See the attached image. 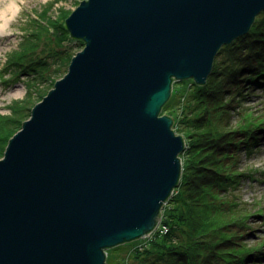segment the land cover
<instances>
[{"label":"water","instance_id":"water-1","mask_svg":"<svg viewBox=\"0 0 264 264\" xmlns=\"http://www.w3.org/2000/svg\"><path fill=\"white\" fill-rule=\"evenodd\" d=\"M264 0H81L84 42L0 156V264H107L156 228L186 139L162 114L175 81L204 84Z\"/></svg>","mask_w":264,"mask_h":264},{"label":"trees","instance_id":"trees-1","mask_svg":"<svg viewBox=\"0 0 264 264\" xmlns=\"http://www.w3.org/2000/svg\"><path fill=\"white\" fill-rule=\"evenodd\" d=\"M57 25L61 36H69L65 22ZM40 34L39 30L26 38L14 60L20 65L9 77L18 81L24 73L30 85H34L31 79L47 81L45 87L30 91L37 94V102L61 77L60 66L52 68L54 77L44 73L50 67L48 57L56 55L62 64L70 63L75 54H59L51 48L48 55L40 56ZM64 71L63 75L68 69ZM180 83L174 82L161 111L173 117L174 130L186 139L179 184L161 213L168 230L151 233L128 256L113 254L121 244L109 248L107 264H263L264 240L250 243L255 236L250 222L263 214L250 210L236 190L242 180L257 179L255 170L243 168L241 161L255 153L264 139V115H256L247 105L253 89L264 93V10L248 33L220 48L204 84L194 79ZM37 102L18 100L12 114H0V156Z\"/></svg>","mask_w":264,"mask_h":264},{"label":"rangeland","instance_id":"rangeland-1","mask_svg":"<svg viewBox=\"0 0 264 264\" xmlns=\"http://www.w3.org/2000/svg\"><path fill=\"white\" fill-rule=\"evenodd\" d=\"M9 0H4L2 5ZM20 9L15 17L11 20L6 28V33L0 34V114H12L14 107L18 106L17 101H24L25 104H34L37 102V94L31 93V89L36 90L38 87H45L48 82L31 79L34 85L28 82V76L24 73L21 75V80L14 81L9 77L17 71L19 63L14 60L18 58V53L22 49V45L26 38L33 37L40 30L41 36L37 47V53L40 56L48 55L52 49H57L59 54H64L65 51L77 53L83 49L84 44L73 38L70 33L65 38L60 35L59 23L65 22L66 16L77 6L81 0H18ZM53 18V19H52ZM56 22L51 23L50 20ZM42 26H46V29ZM57 35V36H56ZM60 35V36H59ZM64 36V37H63ZM62 37V38H60ZM10 60H9V58ZM13 59V60H12ZM50 67L44 71L46 75L52 74V68L60 66L61 77L64 76V70L68 69V61L61 64V60L56 55L48 57ZM24 62V61H23ZM22 62V63H23ZM25 62L23 63V65ZM22 68V67H21ZM12 70L8 73V70ZM7 71V72H6ZM7 73L4 78L2 75ZM59 77V78H61ZM58 78V79H59ZM193 78L185 79L188 83ZM184 81V80H182ZM182 81H179V83ZM178 83V82H176ZM180 83V84H181ZM253 96L248 106L254 108L256 115H264V93L261 89H253ZM243 168H252L255 170L256 180H242L236 192L241 197V200L249 203L248 208L253 212H260L263 216L252 218L250 226L254 229L255 236L250 240V243L256 244L264 240V139L259 149L250 155L242 157L241 161ZM163 210V209H162ZM162 212V211H161ZM148 237L139 238L131 242H125L119 246V249L114 250L113 254L119 256H128L129 251L140 241H147ZM113 252V251H112ZM111 252V253H112ZM131 263L134 260L129 257ZM264 264V262H263Z\"/></svg>","mask_w":264,"mask_h":264},{"label":"bare ground","instance_id":"bare-ground-1","mask_svg":"<svg viewBox=\"0 0 264 264\" xmlns=\"http://www.w3.org/2000/svg\"><path fill=\"white\" fill-rule=\"evenodd\" d=\"M3 1L4 0H0V34L6 33L7 26L20 9L18 0H9L2 5L1 2Z\"/></svg>","mask_w":264,"mask_h":264},{"label":"built area","instance_id":"built-area-1","mask_svg":"<svg viewBox=\"0 0 264 264\" xmlns=\"http://www.w3.org/2000/svg\"><path fill=\"white\" fill-rule=\"evenodd\" d=\"M157 230L160 231V232H166L168 230V228H167V226L165 224H162L161 223V220H160V222L158 223V225L156 226V228L151 233H153V232H155ZM141 246H142V244H141Z\"/></svg>","mask_w":264,"mask_h":264}]
</instances>
